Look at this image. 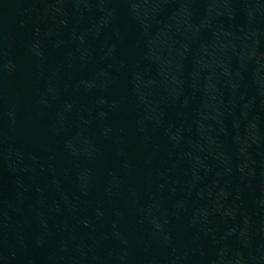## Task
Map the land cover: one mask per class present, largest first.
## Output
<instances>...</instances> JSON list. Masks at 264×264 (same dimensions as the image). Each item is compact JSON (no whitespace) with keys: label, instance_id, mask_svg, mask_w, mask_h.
<instances>
[{"label":"water","instance_id":"95a60500","mask_svg":"<svg viewBox=\"0 0 264 264\" xmlns=\"http://www.w3.org/2000/svg\"><path fill=\"white\" fill-rule=\"evenodd\" d=\"M0 264H264V0H0Z\"/></svg>","mask_w":264,"mask_h":264}]
</instances>
